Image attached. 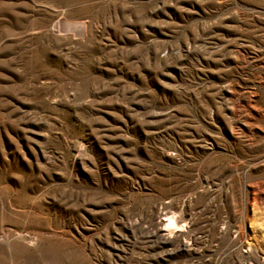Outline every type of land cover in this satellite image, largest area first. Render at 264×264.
Segmentation results:
<instances>
[{"label": "rangeland", "instance_id": "obj_1", "mask_svg": "<svg viewBox=\"0 0 264 264\" xmlns=\"http://www.w3.org/2000/svg\"><path fill=\"white\" fill-rule=\"evenodd\" d=\"M0 264H264V0H0Z\"/></svg>", "mask_w": 264, "mask_h": 264}]
</instances>
